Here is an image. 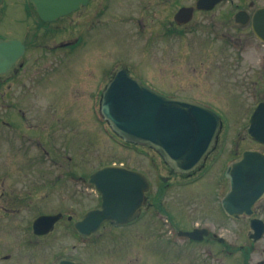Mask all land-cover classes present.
I'll use <instances>...</instances> for the list:
<instances>
[{
  "label": "flooded vegetation",
  "instance_id": "obj_1",
  "mask_svg": "<svg viewBox=\"0 0 264 264\" xmlns=\"http://www.w3.org/2000/svg\"><path fill=\"white\" fill-rule=\"evenodd\" d=\"M198 1L87 0L71 13L57 16L51 12L53 17L43 18L29 0H2L0 40L14 41L18 57L0 74V264H58L62 260L95 264L89 254L97 251L103 262L96 243L104 237L102 242H118L120 253L129 242L133 252L127 259L145 256L141 241L148 240L153 229L158 239L148 245L164 243L177 264H264V236L253 240L250 226L255 218L264 221V196L255 204L252 217L232 218L222 208L231 187L225 176L228 164L248 151L264 156V142L247 135L250 114L258 103L264 104V42L255 37L251 23L253 15L264 9V0H221L211 9H197ZM181 9H188L189 14L177 17ZM216 16L234 30L227 31L220 44L232 54L223 64L225 72L237 80V93L227 84L224 91L215 90L218 100H207L204 105L217 113L245 109L248 117L243 126L236 136L229 137V122H224L203 167L189 174H177L163 162L167 176H159L161 189L155 188L143 171L149 189L139 216L129 223H105L91 234H80L76 225L89 210L101 205L96 196L97 204L88 206L89 190H93L88 178L94 171L57 167H63L61 161L83 159L79 145L89 135V126H94L89 120L95 122L96 132L104 135V122L98 116L101 98L115 72L125 64L118 63L115 56L116 61L106 66L102 54L118 43L135 48L133 37L147 49L152 43L163 44L188 33L203 32L205 37L216 38ZM243 29L247 31L244 35ZM249 33L253 41L248 40ZM209 42L216 44L217 40ZM4 53L5 63H9L8 50ZM146 65L148 68L139 72L130 64L125 66L130 76L160 92V87L149 81L156 73ZM74 91L89 104L91 116L83 112L78 98L72 102ZM86 95L89 97L84 100ZM77 131L80 143L77 152L71 153ZM208 175L211 188L202 189ZM171 189L183 194L179 195L183 203L193 200L192 222L179 202L172 207L173 202L167 199ZM57 200L60 210L49 208ZM49 215L61 217L53 227L39 225L40 231L35 232L34 221ZM185 232H194V238ZM120 253L115 252L116 257ZM152 255L156 257L150 250L149 257Z\"/></svg>",
  "mask_w": 264,
  "mask_h": 264
},
{
  "label": "water",
  "instance_id": "obj_2",
  "mask_svg": "<svg viewBox=\"0 0 264 264\" xmlns=\"http://www.w3.org/2000/svg\"><path fill=\"white\" fill-rule=\"evenodd\" d=\"M31 1L45 18L49 11L65 14L87 0ZM219 1L199 0L196 8L211 9ZM188 11L180 10L177 17L187 16ZM252 26L255 35L264 41V9L255 13ZM6 49L12 50L13 43L0 41V60ZM16 56L17 51H14L10 58ZM101 114L126 142L153 149L174 172L180 174H187L204 163L221 127L220 117L210 109L190 100L164 97L148 89L139 79L128 76L125 68L116 72L105 91ZM247 133L250 138L264 142V104L259 103L254 109ZM227 177L231 180V187L222 202L225 212L232 217L252 215L254 204L264 195V156L245 152L229 166ZM89 182L101 197L102 205L101 209L88 212L76 225L83 235L92 233L104 222L119 225L135 218L148 188L142 174L119 166L96 171ZM58 217H40L35 221L34 231H38L39 225H53ZM252 227L257 238L263 235L261 221L253 220ZM186 235L193 237L194 233ZM59 264L78 263L62 261Z\"/></svg>",
  "mask_w": 264,
  "mask_h": 264
},
{
  "label": "rangeland",
  "instance_id": "obj_3",
  "mask_svg": "<svg viewBox=\"0 0 264 264\" xmlns=\"http://www.w3.org/2000/svg\"><path fill=\"white\" fill-rule=\"evenodd\" d=\"M178 1L180 3L192 2V0ZM9 11H11V9H9ZM216 17L218 28L216 30V38H212L213 40H217L216 44L209 42V40L212 39L208 36L205 37L203 32L195 34L188 33L183 38L177 40L170 38L163 44L152 43L151 49H147L143 44V41L141 42L139 39L133 37V46H135V48H130L128 45L118 43L115 45V48L110 51L106 49V52L102 54L104 60L103 63L107 66L113 61H116L115 56H117L119 60L118 63L126 65L130 64L132 65V70L136 72H139L140 69L144 71V68H148L146 65L147 63L151 67V72L156 73V75L151 77V80L147 77L149 81L160 87L162 90L161 94L172 98L190 99L201 104H206L209 100H218L216 98L217 93L215 90L224 91V88H228V85L232 88L234 93H237L234 89L237 80L235 79V76L230 75L228 71L227 73L225 72V65L223 64L226 57L232 56V54L220 44V41L226 40V38H224V36H227L226 32H234V30L227 28L228 25L219 20L220 16ZM138 18L139 13L136 15V19ZM240 31H242V35L247 33L245 29ZM247 38L250 41L254 40L250 33ZM125 44H127V42ZM198 45H200L201 48L197 47ZM130 52H132L131 55H129ZM249 56H251V54ZM142 64H145V66ZM82 82L85 81L83 80ZM261 84L262 82H259V87H261ZM77 87L83 92H88L86 87L81 85H77ZM89 93H91V90H89ZM88 97L89 96L86 95L83 99L85 100ZM77 98L82 103L83 112H89L88 114L91 116L89 104L85 105L82 99L78 96V93L74 91L71 97L72 102ZM222 116L229 122V124H227V131L230 130L228 135L231 137L237 135L236 133L243 126V121H246L248 113H246L245 109L240 110L239 112L229 109V111L222 114ZM89 123H92L94 126H89V135L83 137L84 143L79 145L80 135L78 131L74 134L72 142L73 147L71 153L77 152L78 144L81 147V153L85 155L83 157L84 160L76 157L72 162L61 161L60 163L63 164V167H57V169H82L87 173H90L101 165L121 163L127 168L146 172L152 178L155 188L158 187L161 189L163 187V182H161L159 176H167V173L163 169V161L158 154L146 148H129L123 146L118 141L111 138L106 130L104 135L101 132L97 133L94 121L89 120ZM97 136L99 138H96ZM57 145V149L59 150V143H57ZM209 178L210 176L208 175L202 189L211 188L207 181ZM179 195L183 194H179L175 189H171L168 193L167 199L173 202V208L176 207L179 202L184 207L185 217L192 222L194 219V215L191 214L193 200L186 199L185 203H183L184 201L179 198ZM97 200L94 191L90 189L88 206H94L97 204ZM50 206L49 208L52 210H60L58 200ZM233 228L235 232V224H233ZM107 231L108 230L106 229L105 232ZM104 239L105 237L96 243L98 249L101 250V257L104 256V263L100 262L97 258L99 255L98 251L89 254L90 261L95 264H155V258L158 256L160 257L156 259L157 264H177L176 257L170 255V247H167L164 243L148 245L149 241L153 242V239L155 241L158 239L154 229L152 235L149 232L148 240L141 241L142 250L145 248V256L142 254L139 256L131 255L127 259L126 255L132 254L133 252L132 248H129V242L126 249L122 250L120 253L118 242L113 240H105L102 242ZM91 249L92 247L90 246L89 251ZM150 250L152 251V254H156V257H154V255H152V258L149 257ZM115 252L120 253V255L116 257ZM167 253H169L168 257Z\"/></svg>",
  "mask_w": 264,
  "mask_h": 264
}]
</instances>
